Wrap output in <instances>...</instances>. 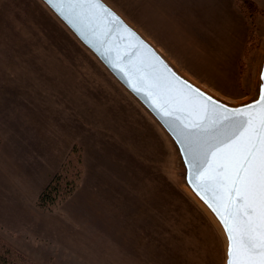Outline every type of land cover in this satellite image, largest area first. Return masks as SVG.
<instances>
[{
  "label": "rangeland",
  "instance_id": "obj_1",
  "mask_svg": "<svg viewBox=\"0 0 264 264\" xmlns=\"http://www.w3.org/2000/svg\"><path fill=\"white\" fill-rule=\"evenodd\" d=\"M104 1L215 95L233 102L252 95L264 48V0H229L244 36L224 73L211 65V51L200 48H208L206 36L182 42L186 51L171 42L156 0L146 9L144 0ZM0 133V159L10 171L18 166L19 178L33 182L34 190L48 182L61 152L73 151L64 182L83 162L71 196L52 211L39 209L52 223L29 226L37 232L28 238L30 250L42 259L10 245L27 259L223 264V239L181 183L166 134L40 0H0ZM25 223L11 225L28 231Z\"/></svg>",
  "mask_w": 264,
  "mask_h": 264
},
{
  "label": "snow or ice",
  "instance_id": "obj_2",
  "mask_svg": "<svg viewBox=\"0 0 264 264\" xmlns=\"http://www.w3.org/2000/svg\"><path fill=\"white\" fill-rule=\"evenodd\" d=\"M47 3L77 31L102 45L117 28H124L101 0ZM98 21L106 24V31L100 32ZM142 46H134L133 52L121 59H131ZM148 57L141 62L142 67L134 69L139 73L140 86L132 85L133 89H148L145 94L150 97L157 94L159 107L182 105L161 114L171 117L177 126L186 162L192 169V183L224 227L226 264H264V84L256 100L229 111L212 97L175 80L155 54L149 52ZM261 79L264 81V76ZM180 113L195 116L196 122L186 123ZM210 121L211 129L207 127Z\"/></svg>",
  "mask_w": 264,
  "mask_h": 264
},
{
  "label": "crops",
  "instance_id": "obj_3",
  "mask_svg": "<svg viewBox=\"0 0 264 264\" xmlns=\"http://www.w3.org/2000/svg\"><path fill=\"white\" fill-rule=\"evenodd\" d=\"M144 1V9H146L149 0ZM153 5L155 12L162 20V28L164 25L165 31L169 33L171 42L174 45L177 44L182 51H186L187 48L183 44L181 45L182 42L194 43V37H200L202 41L201 37L206 36L210 42L208 48H204L203 45L200 48L206 52L211 51V65L216 68V72H223L224 66L230 62L229 60L237 49L235 45H238L239 37L244 36L241 29V19L236 18L238 14L233 11L229 0H156ZM173 9H175V13ZM165 20L169 25L164 24ZM171 29L173 30L170 31ZM223 81L225 82V80ZM1 133L0 137L2 138ZM15 135L19 136V133ZM61 153L62 156L60 154L58 163L48 175V181L64 158L65 152ZM2 157L6 159L5 154ZM3 163L4 160L0 159V225L12 229L13 232L6 234V232L2 233L0 229V237L7 244L12 245L21 252L25 251L39 261L42 256L38 257L36 253L30 250V248L32 249V246H30L32 240L28 241V238L32 234H37L35 230L34 233L29 232L30 225L39 222L38 220L51 222V219L44 214L45 212L39 210L35 205L37 196L43 188L40 190L37 187L34 190L33 182L30 184V181L25 180L26 177L19 178L20 168L18 166L10 171ZM17 165L24 166L23 168L26 167L19 163ZM18 209H20V212H18ZM23 219L26 221L23 227L28 231L19 230L18 227L14 229L11 224L16 220L21 222ZM22 233L24 236H21ZM16 235H18V238ZM27 242H29V245L25 244Z\"/></svg>",
  "mask_w": 264,
  "mask_h": 264
},
{
  "label": "water",
  "instance_id": "obj_4",
  "mask_svg": "<svg viewBox=\"0 0 264 264\" xmlns=\"http://www.w3.org/2000/svg\"><path fill=\"white\" fill-rule=\"evenodd\" d=\"M52 13L53 15L71 32V34L78 40V42L84 46L95 59L107 70V72L118 82L124 90H126L139 104L140 106L151 116V118L158 124V126L163 130L171 144L173 145L175 152L177 154L179 165H180V181L183 183L186 191L194 199V201L200 206V208L205 212L208 217H212L214 220V225L217 231L220 233L224 246V261L226 264V252H227V236L224 231V227L220 222L217 215L209 208L208 204L201 199V195L197 193L196 188L192 183V169L190 165L187 164L186 156L184 155V145L181 143L180 138L177 135V126L174 124L171 117L162 115L163 111H172L177 107H181V104H172L171 106L165 105L159 107L161 104L160 98L157 94L153 93L150 97L146 95L145 92L149 91L145 89V92L134 91L133 86L139 87L138 75L134 69L142 67L141 62L146 60L149 52L155 54L156 58L160 61V64L167 68L168 73L174 74L175 80L180 81V83H186L190 88L197 89L205 96H210L216 102L222 106H227L229 111L240 109L244 105L250 104L252 101L256 100L261 92V86L264 84L262 81V76H264V48L261 52L259 63L256 70V80L254 84V90L252 95L246 100L233 102L227 101L215 95L212 90H208L203 84L198 83L194 78L182 71L171 59H169L164 52L155 46L149 39H147L139 30H137L131 23H129L125 18H123L114 8H112L107 2L101 0V3L109 11L113 13L124 25V28H117L115 33L107 40L106 44L98 43L88 34H81L77 31L68 21L63 19L54 8L47 3V0H40ZM98 26L100 32L107 30V26L103 21H98ZM131 33V35H129ZM99 34V33H98ZM103 39V37H101ZM142 44L143 46L136 51L135 56L131 59H121L125 54H130L134 50V46ZM123 69V71H120ZM163 71V67L160 69ZM167 75V73H165ZM172 79V77H169ZM175 83V81H173ZM179 88V84L176 85ZM184 91H187L185 89ZM155 105V106H154ZM181 119L185 120L186 123H195V116L188 117L187 113H180ZM209 129L212 128L211 121L208 126ZM210 219V218H209Z\"/></svg>",
  "mask_w": 264,
  "mask_h": 264
},
{
  "label": "trees",
  "instance_id": "obj_5",
  "mask_svg": "<svg viewBox=\"0 0 264 264\" xmlns=\"http://www.w3.org/2000/svg\"><path fill=\"white\" fill-rule=\"evenodd\" d=\"M248 0H245L247 3ZM72 150V149H71ZM69 150L63 159L62 164L55 173L52 175L48 183L40 191L37 199V207L39 209L52 211L55 206L59 205L60 202L66 200L74 192L77 184L83 174V162L80 160L78 162L79 170L75 171L73 179L66 180L64 182V177L62 176L63 170L65 169V164L68 163V158L71 154ZM63 177V178H62ZM62 182H64L62 184ZM0 264H37L25 256H22L18 251L14 250L9 244L5 243L0 238Z\"/></svg>",
  "mask_w": 264,
  "mask_h": 264
}]
</instances>
